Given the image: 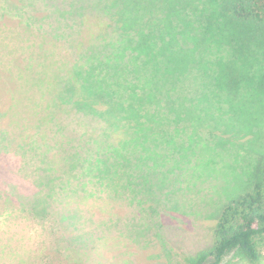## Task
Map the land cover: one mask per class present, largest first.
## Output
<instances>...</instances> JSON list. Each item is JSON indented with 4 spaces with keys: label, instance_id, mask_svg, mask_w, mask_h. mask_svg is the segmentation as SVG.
<instances>
[{
    "label": "rangeland",
    "instance_id": "1",
    "mask_svg": "<svg viewBox=\"0 0 264 264\" xmlns=\"http://www.w3.org/2000/svg\"><path fill=\"white\" fill-rule=\"evenodd\" d=\"M110 1L0 0V141L12 126L13 103L20 104L16 107L23 112L19 113L20 121L23 114L30 117L29 104L56 103L58 77L63 73L65 88L72 86L68 66L73 67L79 61L86 65L82 75L86 77L87 88L83 83L81 92L86 93L78 103H92V86L106 84L97 75L98 70H92V54H96L98 42L117 39L123 24L112 23L109 33L102 32L103 20L94 13L97 9L122 22V7ZM138 1L140 6L144 4ZM145 2L147 10H140L144 14L141 27L147 21L155 23L157 18L165 17L168 10H161L162 6L171 0L166 4L164 0ZM198 4L201 5L196 0L195 5ZM106 18L109 20L108 15ZM60 26L63 28H57ZM221 38H227L225 30ZM92 42H95L93 50ZM122 43L126 46L129 41ZM101 55L103 60L104 55L111 54L109 51ZM185 59L193 68L196 66L190 58ZM131 66L134 69L139 64L133 61ZM208 70H198L200 75L191 76L187 83L203 86ZM112 72L108 67L104 76L107 83ZM128 91L132 95V90ZM239 96H234L232 103L218 99V103L210 106L208 93L202 92L196 104L177 102L150 108L142 99L131 100L130 95H124V103L141 111L140 117L130 118L133 130L138 132V151L135 153L127 142L123 159L111 157L108 163L114 164L103 167V170L109 167L103 175L86 173V164L79 163L73 169L65 166L62 151L64 144L65 152L70 146L84 148L80 151L82 157L92 152L95 163L109 158L106 151L99 152L95 134L92 141L89 139L91 133L99 131L98 125L68 115L63 120L68 128L60 129L63 122L55 124L61 121L58 119L45 135L42 129L38 131L29 125L24 130L19 122L18 129L24 130L23 140L41 135L36 143L41 149L31 154L25 143H18V131L0 142V174L8 180L4 183L0 178L2 230H10L17 242H25L27 250L43 252L48 256L46 264H184L186 257L213 244L212 230L221 207L249 187L252 169L264 154V97H258L261 101L254 104L248 102L249 98L240 103ZM200 110L202 118L203 115H197ZM180 114L184 119L176 117ZM33 118H40L39 113ZM110 127L106 124L104 129ZM107 132L101 144L115 147L116 155L122 149L119 142L130 138L129 133L115 135L111 129ZM119 160L121 166L115 163ZM16 163L21 165L20 172ZM57 164L65 167L62 175L65 182L54 181L53 201L48 208L42 207L43 212H37L29 204L22 206L19 200L14 202V196L10 199L13 202L6 200L7 193L21 194L19 188L47 185L43 181L56 178L60 169ZM49 186L43 192H48ZM69 199L75 202L65 204ZM75 209L80 212V221L75 218L70 223L64 216ZM30 211L36 212L37 217ZM84 211L92 221L86 220ZM260 251L264 257V243ZM11 260L12 264L30 263L26 255L20 259L11 256ZM220 264H249V261L231 252Z\"/></svg>",
    "mask_w": 264,
    "mask_h": 264
},
{
    "label": "trees",
    "instance_id": "2",
    "mask_svg": "<svg viewBox=\"0 0 264 264\" xmlns=\"http://www.w3.org/2000/svg\"><path fill=\"white\" fill-rule=\"evenodd\" d=\"M152 1L155 0H148L149 3ZM164 1L166 4L167 0ZM195 1L186 0L185 4H178L171 0L170 4L162 6L161 10H168L165 17L157 18L155 23L149 21L150 24H148L147 21L143 27L140 26V21L143 20L144 14L140 13V10L146 9L145 0H142L144 3L142 6L138 0H124L123 2L111 0L112 4H119L122 7L121 12L124 14V16L122 14L120 16L122 22L118 18L113 19L108 12L101 9L94 11L103 20L100 25L103 27L104 24L102 28L104 33H109L112 23H116V26L123 23V28L121 27L117 39L107 38L98 42L99 48L96 54H92V70L97 69V75L103 80L105 79L103 82L106 84L98 87L92 86V103H78L82 101L86 93L81 92L83 83L87 88L86 77L82 75L86 65L80 64L81 61H79L73 67L68 66L71 68L68 74L70 73L72 86L69 85L65 88L63 73H61L58 77L59 88L55 92L57 102L29 104L30 117H24L23 114L21 121L19 113L23 112L16 108L20 107V104L13 103L11 108L13 122L9 127L11 131L5 132L0 142L3 143L5 138L7 139L13 132L18 131V138H20L18 143L21 145L25 143L26 148L31 150V154H36L41 149L36 144L41 135H38L36 139L23 140L25 126H33L38 131L42 129L43 134L48 135L54 121L61 119L55 124L63 122V126L59 125V128L63 130L68 128V125L63 121L65 117L69 115L72 118H78V120L81 117L93 125H98L99 131L91 133L89 139L92 141V134H95L96 137L93 139L94 143L98 144L99 152L106 151L105 153L110 157L101 161L98 159L99 163H95L92 160V152L84 158L80 154L84 148L70 146L68 152H65L63 144L65 166L73 169L79 163L86 164L85 172L103 175L108 171L110 165L114 164L108 163L111 157L123 159L127 150V142L132 144L135 153L138 151V132L136 129L133 130L130 118L140 117L141 111L131 107L129 103H124L126 102L124 95H130L131 100L140 101L142 99L144 103L150 104L147 106L150 108L155 107L153 106L155 104L168 106L177 102L196 104L201 100L202 92L208 93L209 104L218 103V99H221L222 102L232 103L235 100L234 96L238 95H240L238 99L241 101L240 103H243L246 98H249V103H259L261 99L257 98L264 97V0H198L201 5H195ZM107 15L109 20L106 18ZM57 28L62 29L63 26ZM224 30L227 34L226 39L221 38ZM116 31L115 33H117ZM123 40H128L129 44L123 45ZM190 41L196 42L191 43ZM94 44L95 42L91 43L92 50ZM109 51L111 55H104V59L101 60L102 52ZM185 57L190 58L191 62L194 61L196 66L193 68ZM96 60H98L97 63ZM133 61L139 64L134 69L131 66ZM77 66L78 68H76ZM108 67L113 72L111 81L107 83V78L104 76ZM202 68L205 71L209 69L206 72L208 75L204 85L197 87V84H188L187 82L190 81L188 79L191 76L200 75L198 70ZM109 84L111 88H109ZM155 84L158 86L154 87ZM128 89L132 90V95ZM154 101L157 103H152ZM31 109L33 110L31 111ZM98 110L100 113L96 115ZM37 112L40 118L34 119L33 115ZM199 112L197 115H203L201 110ZM206 116H208V112L205 113ZM176 117L184 119L182 114ZM19 122L24 130L18 129ZM126 122H130V125L125 126ZM106 124L112 126L109 129L112 130V133L115 132V135H128L129 133L130 136V138L119 142V145L122 143V149L116 155L115 147L107 143L101 144L104 142L102 138L107 135L109 130L104 129ZM8 152L12 153V151ZM99 152H97L98 155ZM0 154H2L1 150ZM18 158L24 157L18 156ZM80 159L82 160L79 161ZM121 162L119 160L115 163L121 166ZM108 164L109 167L103 170V167H107ZM16 165L19 171L21 165L20 163H16ZM57 166L60 169L56 173V178L52 177L50 181H43L47 185L41 184L38 188V185L35 184L34 188H19L21 194L7 193L6 200L13 202L10 199L11 196H14V202L19 200L22 206L29 204V206H34L37 212L38 210L43 212V209L50 206L49 202L53 201L51 198L53 197L52 187L54 185L52 184L54 181L65 182L62 176L65 167L62 168V164H57ZM93 168H97L96 171ZM0 178L4 183H7L8 180H4L1 174ZM48 186V192H43V189ZM88 200L90 198L87 199V202ZM74 202V199H69L65 204L71 205ZM75 210L64 216L70 223L74 222L75 218L80 221V212L78 209ZM29 213L33 214L35 218L37 217L36 212L30 211ZM83 213L87 215L86 220L92 221L91 216L85 211ZM212 233L213 244L194 256L186 257L184 264H220L224 257L231 252L244 256L249 264H263L264 257L260 246L264 243V154L258 158L252 169L249 187L236 197L230 198L221 207ZM11 234L10 230H2L0 226V264H12L11 256L14 258L15 255L18 259L26 255L27 261L30 262L27 264H46L48 256L43 255V252L40 251L35 253L33 249L27 250L25 242H17L14 235ZM142 234H144L143 229L140 232L141 236ZM5 239L6 241H4ZM90 247H92V241ZM32 260L34 263L31 262Z\"/></svg>",
    "mask_w": 264,
    "mask_h": 264
}]
</instances>
